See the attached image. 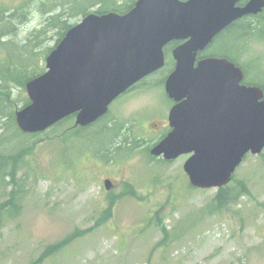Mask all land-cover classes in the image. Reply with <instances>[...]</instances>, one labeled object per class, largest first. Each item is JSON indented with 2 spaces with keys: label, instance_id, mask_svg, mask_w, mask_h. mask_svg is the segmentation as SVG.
Wrapping results in <instances>:
<instances>
[{
  "label": "rangeland",
  "instance_id": "374dc122",
  "mask_svg": "<svg viewBox=\"0 0 264 264\" xmlns=\"http://www.w3.org/2000/svg\"><path fill=\"white\" fill-rule=\"evenodd\" d=\"M90 1L0 0V142L33 148L23 165L21 213L0 227V264H264V151L238 168L221 210L217 189L190 184V155L150 154L169 131V69L119 97L86 131L65 132L74 118L41 137L17 135L8 115L30 102L18 80L47 72L60 20L77 25L79 11L99 10ZM239 37L221 36L205 55L237 58L249 84H264V39ZM10 190L0 191V203Z\"/></svg>",
  "mask_w": 264,
  "mask_h": 264
},
{
  "label": "water",
  "instance_id": "95a60500",
  "mask_svg": "<svg viewBox=\"0 0 264 264\" xmlns=\"http://www.w3.org/2000/svg\"><path fill=\"white\" fill-rule=\"evenodd\" d=\"M238 1L137 0L123 15L88 14L49 54L47 72L26 84L30 103L15 114L20 131L42 134L71 116L76 128L96 124L115 100L166 67L167 45L184 41L165 84L176 103L171 132L150 154L165 161L190 155L184 170L194 188L228 186L248 155L264 151V91L244 84V71L229 59L198 57L231 23L264 7L252 0L239 9Z\"/></svg>",
  "mask_w": 264,
  "mask_h": 264
},
{
  "label": "trees",
  "instance_id": "16d2710c",
  "mask_svg": "<svg viewBox=\"0 0 264 264\" xmlns=\"http://www.w3.org/2000/svg\"><path fill=\"white\" fill-rule=\"evenodd\" d=\"M84 1L87 2L88 0H84ZM118 1L119 0L106 1L105 2L103 0H92V1H90L89 5L92 7L100 5L99 10L94 12L95 14L101 15V14H105V13L114 12V13H118V14L123 15V14H126L127 12H129L134 7L135 2H136V0H126L123 3L118 4ZM88 7L89 6H87L84 10L79 11L83 17H86L88 14H90L87 10ZM79 12H76V14ZM59 17H61V16L59 15L58 18ZM60 23L63 25V27L61 28V32H60L59 40H58L57 44L60 43V41L65 37L66 33L73 27L72 25H66V23L62 20H60ZM262 31H263V28H231L226 34L228 35L231 33H237L240 36L239 38L251 39L253 37H258V39H264V32H262ZM166 53L168 54V56H170L169 55V54H171V48L170 47L166 49ZM209 55L215 56V57H225V58L229 59L230 61L234 62L237 66L241 67L242 70L244 71V74H245L244 84H246L248 86H254V85H251L247 82L248 73L245 70L244 66L240 65L237 58L231 57L228 54L218 55L216 53H210ZM170 60H171V58H170ZM170 60L168 61L167 65L165 67L166 69L170 70L169 74L171 73V70L174 66V64H173L174 62H172ZM40 74H37V75H40ZM37 75H33V76H37ZM34 78H36V77L24 78L23 82L18 80V83H20L21 86L25 87L26 84ZM257 86L260 87L264 91V84H258ZM4 96H5V94L3 92H0V102L3 101ZM29 103L30 102L27 101L25 106H27ZM15 114H16L15 112H11L8 115V117H10V122H12L13 125L16 126ZM74 118H75V116H71V117L65 119L64 121L60 122L58 125L51 128L50 131H53L54 129H56L57 127L65 124V123L71 122ZM105 118L106 117H104L103 119H101L96 124H94L90 127L102 124V122ZM90 127H88V128H90ZM88 128L72 127V128H68L65 132L72 131V130L73 131H86V130H88ZM17 135L41 137L42 135H44V133L30 135V134H24L19 129H17ZM27 142L28 141H26V142L21 141V142L17 143L16 145H11L10 147L5 146V144L3 145V143L0 142V191H8V189L11 187V190L9 193V198L5 202L0 203V227H3L6 224L5 223L6 221H8L12 218H16L21 213V210H22L23 191L25 188L23 185V174H22L23 173V165H24L25 159L31 155V152L33 149L30 146V143H27ZM123 147L124 146H120L118 148L122 149ZM240 185L242 188L245 187V185L243 183ZM229 189H230V187L228 185V186L218 190L217 196L215 198V203H216L215 209L216 210H221V208H223L224 206H226L228 203L231 202L232 196H231V191ZM62 246H63V243H60L57 246L51 247L50 251H53V250L57 251Z\"/></svg>",
  "mask_w": 264,
  "mask_h": 264
},
{
  "label": "flooded vegetation",
  "instance_id": "af4514ba",
  "mask_svg": "<svg viewBox=\"0 0 264 264\" xmlns=\"http://www.w3.org/2000/svg\"><path fill=\"white\" fill-rule=\"evenodd\" d=\"M182 2H187L189 0H180ZM252 0H239L237 3H236V8H239V9H242V8H245ZM137 2V0H136ZM135 2V4H136ZM227 29L225 31H223L220 35H218L215 40L213 41V43L206 49V51H204L203 53L199 54V57H198V61L201 60V59H205V58H211V57H214V58H225V57H215V56H210V55H205V53L209 50V48H211L215 43H216V40L218 38H220L221 36H224L231 28H264V7L262 8V10L259 12V13H255V14H250V15H247V16H244L240 19H237L236 21H234L233 23H231L228 27H226ZM184 43V41H173L171 42L169 45H167L165 47V55H166V65L169 61V56L168 54L166 53V49L167 48H171V59L172 62H174V66L171 70V73L174 71L175 69V66H176V62L173 58V51L175 48H177L178 46L182 45ZM170 73V74H171ZM154 75V74H153ZM152 76V75H151ZM150 77V76H149ZM169 77V76H168ZM147 79V78H146ZM145 80V79H144ZM142 80L141 82H139L137 85H135L133 88H131L129 91H127L125 94L131 92L133 89H135L137 86H139L140 84H142V82L144 81ZM124 94V95H125ZM167 95V93H166ZM123 96V95H122ZM168 97V95H167ZM168 99L170 100L171 102V109L176 105V103L171 100L169 97ZM170 109V111H171ZM169 115H170V112H169ZM168 121H169V116H168ZM171 132V127H170V123H169V131L167 132L170 133ZM166 134V135H167ZM165 135V136H166ZM164 136V137H165ZM163 139V138H162ZM161 141V140H160Z\"/></svg>",
  "mask_w": 264,
  "mask_h": 264
}]
</instances>
